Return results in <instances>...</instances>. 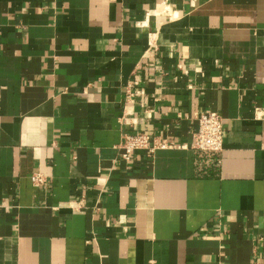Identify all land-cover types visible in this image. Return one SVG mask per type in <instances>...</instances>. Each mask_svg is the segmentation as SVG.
<instances>
[{
  "label": "crops",
  "instance_id": "crops-1",
  "mask_svg": "<svg viewBox=\"0 0 264 264\" xmlns=\"http://www.w3.org/2000/svg\"><path fill=\"white\" fill-rule=\"evenodd\" d=\"M263 108L264 0H0V264H264Z\"/></svg>",
  "mask_w": 264,
  "mask_h": 264
},
{
  "label": "built area",
  "instance_id": "built-area-1",
  "mask_svg": "<svg viewBox=\"0 0 264 264\" xmlns=\"http://www.w3.org/2000/svg\"><path fill=\"white\" fill-rule=\"evenodd\" d=\"M259 119L264 120V108L256 112ZM194 148L204 153L218 154L224 148V119L219 113H205L198 118V129L194 135ZM121 147L124 150L122 158L130 161L133 154L138 151H147L154 154L157 150H165L171 148L166 141L153 139L148 134L127 135L125 136ZM32 183L36 188L46 187L48 179L42 173L32 175ZM253 264H262L254 261Z\"/></svg>",
  "mask_w": 264,
  "mask_h": 264
}]
</instances>
